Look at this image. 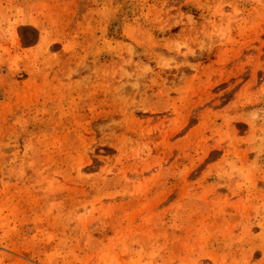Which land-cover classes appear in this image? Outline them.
Returning <instances> with one entry per match:
<instances>
[{
    "label": "rangeland",
    "instance_id": "obj_1",
    "mask_svg": "<svg viewBox=\"0 0 264 264\" xmlns=\"http://www.w3.org/2000/svg\"><path fill=\"white\" fill-rule=\"evenodd\" d=\"M0 264H264V0H0Z\"/></svg>",
    "mask_w": 264,
    "mask_h": 264
}]
</instances>
